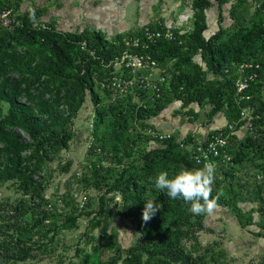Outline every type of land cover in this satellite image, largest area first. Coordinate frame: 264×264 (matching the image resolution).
I'll return each instance as SVG.
<instances>
[{
    "label": "trees",
    "instance_id": "1",
    "mask_svg": "<svg viewBox=\"0 0 264 264\" xmlns=\"http://www.w3.org/2000/svg\"><path fill=\"white\" fill-rule=\"evenodd\" d=\"M5 1L1 5L9 8V1ZM214 2L222 16V7L228 0ZM246 3L247 0H236L231 6L230 31L220 26L217 32L205 38L206 11L212 6V0H192L191 30L184 33L175 30L173 41L158 40L148 50H139L151 55L164 71L166 81L160 86L158 98L150 90L133 89L123 99L111 103L108 111L98 107L101 98L97 90L111 96L113 91L102 84H107L113 61L125 49L122 39L139 31L108 40L97 32L62 34L52 28L42 30L38 28L42 13L36 9L19 16L20 26L11 31L0 30V183L10 182L23 193L19 200L0 202V264H25L35 251L43 252L45 245L40 244V237L46 238L52 232L53 238L58 229H71L76 225L79 215L70 212L64 213L60 226L52 221L56 217L55 209L47 212L45 207L53 202L44 197L35 178L42 170L44 155L48 156L49 151L57 148H67L61 132L85 102L87 92L96 106L95 140L101 151L108 145L107 154L115 153L116 167L104 169L99 165L94 171V176L100 178L95 187H105L103 196L112 192L120 194L124 214L135 221L139 236L124 250L108 233V225L101 224L94 216L88 227L91 230L99 227L101 241L111 251V258L102 260L95 247L92 253L77 250V254H82L80 262L69 264H231L223 249L208 246L196 253L200 249L195 232L202 230L201 220L205 214H193L190 203L180 198L171 199L166 191L155 187L154 180L160 172H167L172 178L181 170L202 166L196 165L191 157L182 156V160L176 153L180 145L172 139L165 141V148L153 147L138 153L133 151L135 141L125 134L130 118L148 120L173 102H180L181 108L187 109L185 114L194 118L198 115L191 105L200 108L209 105L208 119L222 113L226 125L209 132L205 141L229 134L231 126L234 133L229 137V163L241 164L249 148L257 153L253 133L264 128V54H261L264 52V1L260 0L252 16L248 8L239 11ZM81 42L85 43L84 50L80 49ZM91 51L94 55H90ZM196 57H200V62ZM242 63L258 68L247 70L255 77L243 93L237 94L235 80ZM133 95L141 99L140 106L131 102ZM243 110L248 112L245 119L241 115ZM100 125L107 131L98 136L96 129ZM245 125H249L250 135L233 154L231 144L235 131ZM148 138L149 142H159ZM258 161L256 168L261 181L254 186L251 197V202L258 204V222L250 212L227 200L215 182L212 198L219 195L218 205L230 207L242 228L256 225L260 231L255 235L264 237V152ZM100 171L104 174L100 175ZM24 197H29L28 201ZM58 197L65 207L73 201L71 193ZM103 201L101 197L99 215L106 214ZM147 201L159 204L160 209L144 222ZM89 203L83 212L85 217L93 214L87 211ZM47 220L49 223L45 225ZM192 242L193 250H190L188 244ZM250 264H264V253L256 263Z\"/></svg>",
    "mask_w": 264,
    "mask_h": 264
},
{
    "label": "rangeland",
    "instance_id": "2",
    "mask_svg": "<svg viewBox=\"0 0 264 264\" xmlns=\"http://www.w3.org/2000/svg\"><path fill=\"white\" fill-rule=\"evenodd\" d=\"M190 2L192 4V0ZM235 2L236 0H228L222 7V16H219L217 3L212 0V6L206 11L208 28L204 32L205 38H209L217 32L220 26L227 31L231 30L233 21L230 16V9ZM259 4L260 0H247V3L239 11L242 12L248 8L252 16ZM4 8L1 5L0 30L11 31L16 26L6 25L1 19ZM20 15L17 11H14L10 19H18ZM188 25L189 30H191L192 19ZM261 54H264V52H261ZM195 59L198 62L200 57ZM113 68L112 75L123 76L124 73L119 69V65H114ZM97 94L101 98L98 107L108 111L111 103L120 100V98L123 99L128 93L118 96L112 92L111 96L107 97L102 91L97 90ZM140 101L141 99L136 95L131 98V102L137 106L141 105ZM191 107L198 115L195 118L185 114L187 109L181 108V103L178 101L171 103L160 114L148 120L140 121L130 118L129 128L125 136L127 138L131 137L135 141L136 144L133 151L139 153L141 150H148L153 147L165 148L167 144L165 141L172 139L174 143L180 145L176 150L180 158L182 159L183 156L184 159H189L196 146L207 138L209 132L223 128L225 123L222 113L215 115L212 120L208 119L209 105L201 108L197 105H191ZM95 108L96 106L87 92L85 102L64 126V131L61 132V135L66 138L67 148H57L52 152L49 151L48 156L44 155L42 170L35 178L41 185L44 197L50 199L54 204L56 217L52 221L60 226L64 220L62 217L64 213L70 212L74 213L75 216L79 215L76 225L71 229H58L53 238L52 232L46 238L40 237V244L45 245L43 252L35 251L32 255L33 257L25 264L77 263L80 262L82 256L81 253L77 254V250L92 253L95 247L98 248V253L102 260H109L112 253L107 245L101 241L99 227L92 230L88 227L90 219L94 216L101 224L105 223L108 225V233L117 239L120 247L124 250L133 245L139 236L135 221L124 214L120 194L112 192L103 196L105 187L103 186L101 189L95 187V182H98L100 178L94 176V171L99 165L104 169L116 167L113 161L115 153L107 154L108 150H110L108 145L105 151H101L99 144L95 140ZM156 122L162 124V128L165 131L157 127L158 124ZM248 126L245 125L235 131V139L231 144V152L233 154L239 150L241 143L250 135ZM261 129H263V132ZM261 129L253 133L252 138L255 141L254 147L257 153H254L252 148L244 149L247 152V157L238 166L230 163L214 164L216 169L215 183L218 185L219 192L231 203L235 202L245 212H250L255 222L259 220L258 204L251 202V197L254 186L261 181V174L256 168L257 163H259L258 157H260L261 152H264V128ZM149 130L170 136L166 140L155 144L154 142H149ZM106 131L107 128L104 125H100L96 129L98 136ZM23 136L27 139L25 134ZM124 142L126 143V141ZM124 144L122 147H124ZM102 174H104V171H100V175ZM64 193H71L72 195L78 193L86 196L88 202H90L87 211H92L93 214L90 217H85L83 212L87 206L84 210L79 211L76 208V198L73 196V201L68 207H65L63 202L56 203L57 196ZM22 194L10 182L0 183V202L5 201V199L10 201L19 200ZM101 197H104L103 209L106 212L105 215L98 214ZM28 198L24 197V200L28 201ZM48 223L49 221L45 222V225H48ZM201 225L202 230L195 232L200 249L196 253L202 252L208 246L216 250L223 249L231 264L256 263L257 259L264 253V237L255 235L260 229L256 225H247L242 228L230 207L218 205L210 215L205 214L203 216ZM194 230H197V228L194 227ZM193 245L194 242L188 244L190 250H193Z\"/></svg>",
    "mask_w": 264,
    "mask_h": 264
},
{
    "label": "crops",
    "instance_id": "3",
    "mask_svg": "<svg viewBox=\"0 0 264 264\" xmlns=\"http://www.w3.org/2000/svg\"><path fill=\"white\" fill-rule=\"evenodd\" d=\"M4 1L0 0V6ZM190 1L6 0L5 2L9 3V8L13 12L17 11L19 14L36 9L37 12L42 13L38 18L40 24H45L56 32L62 34L97 32L110 40L129 33H136L143 26L155 23H162L180 32H187L189 31L188 24L193 17ZM224 122L225 126V119ZM156 124L165 131L162 124L157 122Z\"/></svg>",
    "mask_w": 264,
    "mask_h": 264
},
{
    "label": "built area",
    "instance_id": "4",
    "mask_svg": "<svg viewBox=\"0 0 264 264\" xmlns=\"http://www.w3.org/2000/svg\"><path fill=\"white\" fill-rule=\"evenodd\" d=\"M13 10L5 7L1 14V19L6 25L20 26V20L10 19ZM39 29L48 30L49 26L45 24H39ZM175 28L165 26L162 23H155L153 25H145L140 31L130 37H124L122 44L125 49L120 57L115 58L112 63L119 65V69L123 71V76L112 75L114 68L110 72V78L107 80V84H102V87L110 88L118 96H122L133 89L150 90L153 95L158 98L160 93V86L165 83L166 78L163 75L164 71L159 67L158 62L148 53H140L139 50H148L150 46L154 45L158 40L173 41L175 39ZM184 33V32H181ZM85 43H80V49H85ZM135 51V52H134ZM90 55H94L93 51ZM108 66H106L107 68ZM257 69L258 66H253L251 63H242L239 65V75L235 80V88L237 94L243 93L250 81L253 80L255 75L247 73L248 69ZM153 99V96H151ZM242 119L248 116V112L243 110L241 113ZM229 134L218 135L210 140L203 141L194 149L191 160L199 166H204L206 163H224L227 164L231 161V156L228 152L229 137L233 134V127L229 126ZM148 135L152 141H164L169 138L170 135L149 130ZM76 198V208L79 211L85 209L88 203L86 196H82L78 193L72 195ZM56 203H62L61 198L57 196ZM45 210L47 212L54 211V204L47 203ZM45 222H48L45 221Z\"/></svg>",
    "mask_w": 264,
    "mask_h": 264
},
{
    "label": "clouds",
    "instance_id": "5",
    "mask_svg": "<svg viewBox=\"0 0 264 264\" xmlns=\"http://www.w3.org/2000/svg\"><path fill=\"white\" fill-rule=\"evenodd\" d=\"M215 165L206 163L202 168L194 170H181L174 177L169 178L167 172H160L154 180L155 187L166 191L171 199H183L190 203V211L195 215L211 214L218 206L219 195L212 198L215 182ZM160 209L154 201L145 202L143 221L148 222Z\"/></svg>",
    "mask_w": 264,
    "mask_h": 264
}]
</instances>
